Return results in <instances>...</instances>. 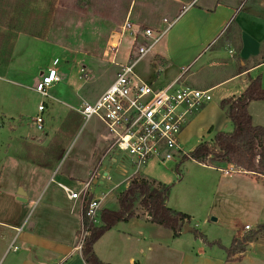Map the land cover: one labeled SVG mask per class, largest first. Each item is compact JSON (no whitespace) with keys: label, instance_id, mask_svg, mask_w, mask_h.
<instances>
[{"label":"crops","instance_id":"1","mask_svg":"<svg viewBox=\"0 0 264 264\" xmlns=\"http://www.w3.org/2000/svg\"><path fill=\"white\" fill-rule=\"evenodd\" d=\"M136 2L131 0L127 19L132 16ZM145 5L163 16L157 26L145 28L163 29L165 18L174 20L175 24L161 39L165 42L156 51L149 52L152 54L150 63L161 67V72L152 79L141 75L143 80L166 87L183 77L185 85L191 88L221 89V101L241 96L258 76L262 77L264 88V0H146ZM209 77L216 79L210 81ZM114 79L115 76L112 82ZM212 102L202 105L189 118L182 133L196 117L208 111H214L217 119L212 118L200 127L201 142H204L206 131L212 136L220 131H230L227 127L232 128V124L223 110L220 112L213 105L206 108ZM63 106L66 107L61 111L64 115L51 137L47 132L43 133L44 138L20 137L13 144L10 140L0 152V264H85L78 248L84 202L68 200L60 185L80 192L93 177L87 199L104 195L101 211H116L118 196L123 192L119 190L123 185L126 190L133 178L162 183L145 176L142 168L136 172L126 155L109 150L111 139L107 137V131L106 138L96 139L86 155L79 154L71 162L69 155L65 160L71 136L70 114L81 116L77 110L82 105L77 109L70 107V102ZM259 109L264 111V101H253L248 106L253 124L264 127ZM10 129L18 130L16 126H10ZM37 139L40 142L36 144ZM50 143L51 149L48 148ZM28 145L43 147L39 151L36 149L37 153H43L31 154ZM196 163L216 169L228 178L252 177L253 185L264 184V176L239 170L224 173L222 170L232 166L229 164ZM116 177L122 180L114 183ZM230 193H239L238 188L234 186ZM20 196L26 202L18 201ZM110 198L114 201H109ZM113 202L116 209L111 207ZM167 206L176 211L180 209L169 206V200ZM188 216L193 227L195 218ZM219 220L220 216L217 217ZM100 224L101 221L98 226ZM245 227L232 231V242L246 235ZM133 238L146 248L122 244ZM231 244L208 238L204 241L195 232L182 231L175 237L171 230L153 224L147 213L138 207L134 218L117 223L95 243L94 252L107 264H264L263 237L249 243L245 252L228 258L224 248H230Z\"/></svg>","mask_w":264,"mask_h":264},{"label":"rangeland","instance_id":"2","mask_svg":"<svg viewBox=\"0 0 264 264\" xmlns=\"http://www.w3.org/2000/svg\"><path fill=\"white\" fill-rule=\"evenodd\" d=\"M130 3L131 0H36L30 7L21 8L17 2L11 4L9 0H0V14L4 15L5 20L13 18L29 28L26 33L19 28L10 30L4 25L6 21L0 23V51L11 55L9 64L0 62V152L10 140L13 144L20 137L44 138L43 133L46 132L51 137L64 115L61 112L66 109L63 103L70 102V107L75 109L86 103L93 104L100 93L110 85L117 72L105 56L111 38L120 35L126 23L131 24L132 28H127L121 41L119 61L123 62L133 42V35L137 34L138 42L143 44L141 35L144 28L157 26L163 17L155 13L150 5H145L146 0H137L132 16L127 19ZM11 8L12 11L8 12ZM50 10H53V13L47 30H42L45 23L42 19L40 25L37 22L30 23L32 15L38 21V18H43ZM161 30L163 29L159 32ZM164 42L165 39L161 40L151 51H156ZM151 57L152 54L148 53L136 65L139 76L147 75L152 79L158 76V71L161 72V67L150 63ZM55 60L59 61L57 68L62 81L51 89L49 98L43 99L36 92V87L40 75L47 72ZM81 69L88 72V78L80 77ZM207 79L214 81L216 77ZM155 88L164 87L155 85ZM211 95L213 102L206 108L213 105L221 112V89L212 90ZM41 101H45L48 109L42 114L45 121L43 132L36 129L33 122L38 116ZM258 114L264 121V111L259 109ZM214 117H217V114L208 111L201 117H196L193 124L181 133L180 144L187 154L201 142L200 127ZM10 126H16L18 130L12 131ZM227 128L232 131L231 126ZM105 132V126L98 118L80 119L79 124L73 126L70 132L65 160L69 155L70 162L79 154L86 155L95 145L96 139L106 138ZM107 137L111 139L112 136L108 134ZM212 137L206 131L203 141H209ZM37 142L40 141L34 143ZM28 146L31 154H39L36 149L39 151L43 148ZM48 148L51 149L52 144ZM124 155L130 158L127 153ZM180 162L181 159H176L163 165L153 159L141 167L142 173L148 178L153 177L172 186L169 206L180 208L182 210L178 209L179 212L195 218L192 222L195 231L209 240L231 244L232 231H238L248 225L252 229L246 233L248 235L256 231L258 225H264L263 183L253 185L252 177L228 178L216 169L202 167L191 160L181 165L179 175L176 167ZM119 180L122 179L116 177L113 182L117 183ZM234 186L238 188L239 193H230ZM124 190L125 185L119 191ZM115 195L116 193L113 197ZM111 200L112 198L109 199ZM111 207L116 209L117 205L113 202ZM218 216L219 221H212V218L217 219ZM135 239L124 240L122 244L133 245L137 249L146 248L142 242L136 243Z\"/></svg>","mask_w":264,"mask_h":264},{"label":"built area","instance_id":"3","mask_svg":"<svg viewBox=\"0 0 264 264\" xmlns=\"http://www.w3.org/2000/svg\"><path fill=\"white\" fill-rule=\"evenodd\" d=\"M163 23L165 27L161 32L144 28L141 35L143 44L138 42L137 34L133 35V42L123 62L119 61L121 41L127 28H132L131 24L126 23L121 34L111 38L105 56L117 69L115 79L93 104L86 103L77 110L84 119L96 117L104 124L107 133L112 136L109 150L127 153L136 172L153 159L166 164L188 155L180 144V135L189 118L202 105L213 100L212 90L188 87L183 77L164 88L157 89L153 83L143 80L136 72V65L160 42L175 21L165 18ZM58 64L59 61L55 60L52 67L40 75L36 92L43 99L49 98L51 89L62 81ZM79 75L88 78V72L84 69L80 70ZM45 111L46 103L41 101L38 106L39 115L34 120L40 131L44 128L42 114ZM233 170L235 169L227 168L222 171L228 174ZM93 179L92 177L80 192L60 186L68 200L81 199L84 202L82 214L85 212L89 221L98 225L104 195L87 199ZM245 230L249 232L252 229L246 226ZM88 236L89 231L82 226L79 249Z\"/></svg>","mask_w":264,"mask_h":264},{"label":"trees","instance_id":"4","mask_svg":"<svg viewBox=\"0 0 264 264\" xmlns=\"http://www.w3.org/2000/svg\"><path fill=\"white\" fill-rule=\"evenodd\" d=\"M11 4L17 2L21 8L30 7L36 0H9ZM12 11L11 9L7 10ZM53 10H50L43 18L35 20L32 15L30 23L45 21L42 30H47L49 19ZM4 23L10 30L19 28L22 32H29L26 24L8 18L0 14V23ZM20 24V25H19ZM33 31V30H32ZM10 53L5 54L0 51V62L9 64ZM253 101H264V88L262 78L258 76L252 80L245 92L235 99H224L220 102V108L226 113L232 124V131H220L213 135L211 140L199 143L196 148L186 156L181 158V162L176 167V172L180 175L181 165L193 160L202 164H229L235 170L252 173L257 176H264V127L255 126L252 116L248 111V106ZM83 119L82 116L70 114V132L73 126H77ZM209 160V161H208ZM172 191V186L156 182L152 179L133 178L129 186L118 196L119 208L116 211L103 209L99 217L101 224L94 225L82 214L83 226L89 231V236L81 248L82 258L85 264H107L102 262L94 252L95 243L117 223L127 222L136 216L139 208L144 210L150 221L158 226L171 230L177 237L183 231L185 223H189L191 218L185 213L176 211L167 206ZM195 233H198L195 231ZM206 241V237L199 234ZM264 238V225H258L256 231L245 235L241 240L235 238L230 248H224L228 258L246 251V246L254 240Z\"/></svg>","mask_w":264,"mask_h":264},{"label":"water","instance_id":"5","mask_svg":"<svg viewBox=\"0 0 264 264\" xmlns=\"http://www.w3.org/2000/svg\"><path fill=\"white\" fill-rule=\"evenodd\" d=\"M17 199L20 202H26V200L21 198V196L18 197ZM212 221L215 222V221H217V219L216 218H212ZM183 232H185V233H194L195 229L189 223H185V225L183 226Z\"/></svg>","mask_w":264,"mask_h":264}]
</instances>
